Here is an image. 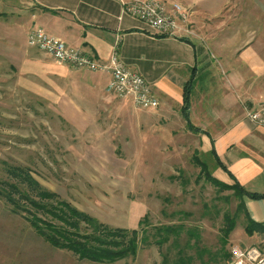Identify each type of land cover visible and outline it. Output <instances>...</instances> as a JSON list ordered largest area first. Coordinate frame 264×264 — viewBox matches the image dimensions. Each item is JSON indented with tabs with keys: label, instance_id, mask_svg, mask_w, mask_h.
Returning a JSON list of instances; mask_svg holds the SVG:
<instances>
[{
	"label": "rangeland",
	"instance_id": "1",
	"mask_svg": "<svg viewBox=\"0 0 264 264\" xmlns=\"http://www.w3.org/2000/svg\"><path fill=\"white\" fill-rule=\"evenodd\" d=\"M165 1L187 10L186 37L209 46V32L219 36L221 44L224 34L235 33L239 49L257 45L264 59V0ZM21 17H0V180L6 178V166L28 167L45 189L112 227H147L150 234L164 225L184 227L179 238L171 236L163 247L157 244L158 236L151 238L135 258L115 264H162L163 254L169 264L180 254L186 264H227L224 252L229 254L233 246L264 250V235L249 240L245 233L242 200L202 175L196 159L220 179L213 156L200 136L187 130L177 110L138 109L108 90L99 94L86 89L76 84L84 81L78 75L68 81L77 68L52 57L53 63L68 67L67 72L42 76L33 70L22 76L17 60L22 56L18 41L26 38ZM221 49L226 57L224 46ZM214 55L222 72V58ZM27 56L43 61L45 52L29 49ZM239 56L237 52L231 63ZM258 80L264 86V75ZM226 215L235 216L237 226L223 251ZM145 217L147 224L140 228ZM190 232L199 234L198 243ZM0 264L92 263L50 246L0 199Z\"/></svg>",
	"mask_w": 264,
	"mask_h": 264
},
{
	"label": "crops",
	"instance_id": "2",
	"mask_svg": "<svg viewBox=\"0 0 264 264\" xmlns=\"http://www.w3.org/2000/svg\"><path fill=\"white\" fill-rule=\"evenodd\" d=\"M122 9L121 0H0V17L4 14L22 16L21 27L26 40L18 41L22 45V56L17 59L22 65V76L34 74L33 70L42 76L67 72L68 67L53 63L52 56L46 53L43 61L28 58L29 49L34 48L28 46L27 38L35 28H42L98 61H108L117 53L129 69L139 72L151 85L160 102L159 108L165 112L177 110L187 130L200 136L206 151L211 154L215 150L247 191L264 195V129L247 116L248 110L264 103V86L258 80L264 75L261 47L248 44L239 49L235 33L224 34V44H221L219 36L209 32V46L200 45L186 35H158L138 19L123 15ZM222 46L226 57L221 55ZM237 52H240L237 62L231 63ZM215 53L222 58V72ZM76 71L69 75L68 81L73 80L75 74L79 79L84 78V81L76 80V84L99 94L107 90L108 74L83 68ZM191 78L195 84L190 122L201 133L188 129L181 112L184 88ZM217 173L220 181L233 184L223 170L218 168ZM245 204L251 218L264 223V198H245ZM248 238L258 240L257 235Z\"/></svg>",
	"mask_w": 264,
	"mask_h": 264
},
{
	"label": "trees",
	"instance_id": "3",
	"mask_svg": "<svg viewBox=\"0 0 264 264\" xmlns=\"http://www.w3.org/2000/svg\"><path fill=\"white\" fill-rule=\"evenodd\" d=\"M183 40L187 41L188 39L184 38ZM194 84V79L191 78L184 88L181 112L187 121L188 129L193 133H201V130L190 122L191 94ZM211 154L217 167L228 174L233 180V184L230 185L215 178L208 165L204 161L196 159L202 175L205 174L204 178L219 190L233 191L236 197L242 200L240 204L247 218L245 233L248 237H253L255 234L264 235V223L253 220L245 204V198L259 200L264 198V195L247 191L221 162L215 150ZM4 172L6 178L0 180V199L9 205L13 212L21 214L29 222L31 228L50 246L71 253L81 262L115 264L131 257L135 258L141 244H151V238L158 236L157 244L163 247L171 236L179 238L184 230L183 226L164 225L155 227L154 233L150 234L147 227L141 228L147 224L148 217L140 221V230L112 227L75 208L58 194L45 189L28 167L6 166ZM236 226V217L226 215L221 237L223 251L229 245L230 236ZM190 235V238L196 239V243L200 241L199 234L190 232ZM230 257V252L229 254L224 252L227 264H232ZM184 262L183 256L180 254L173 264H186ZM162 264H169L167 254H163Z\"/></svg>",
	"mask_w": 264,
	"mask_h": 264
},
{
	"label": "built area",
	"instance_id": "4",
	"mask_svg": "<svg viewBox=\"0 0 264 264\" xmlns=\"http://www.w3.org/2000/svg\"><path fill=\"white\" fill-rule=\"evenodd\" d=\"M121 3L123 15L138 19L158 35L182 37L190 33L185 25L189 14L179 3L165 0H121ZM27 42L29 47L45 52L57 62L108 74L107 90L117 98L131 100L137 108L156 110L160 106L147 80L139 72L129 69L117 53L108 61H98L94 56L49 35L42 28L32 30ZM247 116L264 129V103L248 110ZM230 255L232 264H264V253L257 247L236 245L230 249Z\"/></svg>",
	"mask_w": 264,
	"mask_h": 264
}]
</instances>
